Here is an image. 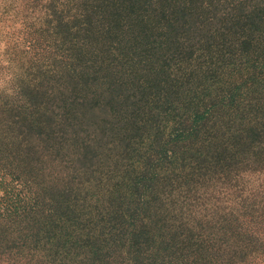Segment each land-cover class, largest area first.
<instances>
[{"label":"trees","instance_id":"obj_1","mask_svg":"<svg viewBox=\"0 0 264 264\" xmlns=\"http://www.w3.org/2000/svg\"><path fill=\"white\" fill-rule=\"evenodd\" d=\"M35 36L0 99V264L244 250L199 192L264 168V0H55Z\"/></svg>","mask_w":264,"mask_h":264},{"label":"rangeland","instance_id":"obj_2","mask_svg":"<svg viewBox=\"0 0 264 264\" xmlns=\"http://www.w3.org/2000/svg\"><path fill=\"white\" fill-rule=\"evenodd\" d=\"M53 1L0 0V99L12 93L10 88L14 86L15 73L23 72L19 68L30 65L32 59L36 58L27 47L28 40H37L35 31L42 26L47 7ZM132 37L130 35L126 39L131 40ZM168 40L162 42V46L161 43L157 44L153 50L156 58H161V52H166ZM46 44L47 41L40 42L35 50L48 52ZM168 46L173 49L175 42ZM149 62L150 59H147L146 63ZM3 166L7 172L11 171L9 164ZM244 170L246 174L237 178L227 177V183H224V179L208 180L211 182L207 185L205 182L206 186L200 187L199 193H206L216 206L214 210L203 211L218 218L222 225L233 232L234 237H241L239 244L247 241L244 250L233 252L231 248L228 251L226 264H264V168L253 165L244 167ZM11 179L9 175H4V180ZM46 207L49 208L47 201Z\"/></svg>","mask_w":264,"mask_h":264}]
</instances>
